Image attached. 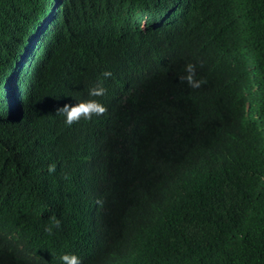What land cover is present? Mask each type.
Listing matches in <instances>:
<instances>
[{
    "label": "trees",
    "instance_id": "16d2710c",
    "mask_svg": "<svg viewBox=\"0 0 264 264\" xmlns=\"http://www.w3.org/2000/svg\"><path fill=\"white\" fill-rule=\"evenodd\" d=\"M57 1L68 8L67 29L78 36L67 34L52 45L51 70L70 51L89 55L90 69L100 70L98 81L107 96L114 86L127 84V99L140 109L132 112L121 104L102 118L67 127L57 109L82 100L79 91H47L40 83L21 86L17 112L11 114L14 102L2 92L9 76L2 66L4 44L46 0H0V264H60L61 255L77 254L69 251L62 233L82 241L81 220L98 212L99 196L118 203L105 169L94 178L90 194L85 182L67 172L73 145L93 155L118 152L130 162L126 199L158 216L156 228L134 218L136 246L129 251L120 234L128 231L127 223L118 218L102 223L95 254L86 264H264V26L255 31L254 17L230 19L244 30L222 43L241 56L233 70L226 56L221 57L224 66L202 57L208 45L204 11L218 8L220 0L175 6L168 25L177 28L167 31L139 30L138 13L121 8L138 0ZM250 1L255 9L264 6V0ZM93 20L109 24L111 33L131 36L116 43L106 39L97 56L83 38ZM249 51L252 57L246 59ZM188 63L203 81L199 88L181 79ZM109 64L121 77L103 79ZM158 107L168 116L152 125ZM157 136L164 142L160 152L150 144ZM239 144L248 148L241 150ZM209 149L223 162L212 163ZM52 165L55 170L49 172ZM179 165L186 172L177 178L172 173ZM196 168L212 177L229 169V177L213 187L204 185L196 181ZM234 177L238 194L228 186ZM53 216L61 227L49 234L45 228Z\"/></svg>",
    "mask_w": 264,
    "mask_h": 264
},
{
    "label": "clouds",
    "instance_id": "9594fccd",
    "mask_svg": "<svg viewBox=\"0 0 264 264\" xmlns=\"http://www.w3.org/2000/svg\"><path fill=\"white\" fill-rule=\"evenodd\" d=\"M189 0H138L134 6L121 7L125 9L130 15L138 13L137 27L141 31L147 30H171L177 28L176 23L168 25V17L173 11V8L178 5H185ZM117 13L116 9H114ZM204 24L206 25V37L208 45L202 50L203 60L214 57L215 60H220V64L224 66L225 61L222 56H226L228 64L235 70L239 60L240 54L234 52H227L223 46V42L232 39V36L242 33V29L237 28L232 22L231 18H240L243 21L246 17H254V30L264 26V6L255 9L251 5L250 0H220L218 8H208L204 11ZM177 14H175L176 17ZM69 10L67 7L59 5L57 0H46L44 5H40L35 13H31L26 17L23 25L11 31L4 44L5 62L2 66L9 69L8 79L6 78L5 85L2 88L4 94H10V100L14 102L11 105V114H16L17 106L16 100L22 94L21 86L35 87L43 83L47 87V91L70 92L79 91V97L82 100H70L71 104H64L57 109V114L63 116L64 124L67 127L76 126L78 124L92 121L96 118H102L109 110L118 109L122 104L132 112H138L140 105L137 101L128 100L126 97L127 84H120L114 86L110 90V95L107 96V89L103 83L98 81L100 70H91L89 62L92 58L88 57L82 52L70 51L62 58L60 67L55 70L52 69V45L58 44L60 39L65 35H77L72 30H68ZM112 27L101 20H93V24L88 26L87 32L84 31L83 38L86 43H90L92 50L96 51L99 56L103 49L102 43L107 39L114 41L122 40L123 37L131 36L125 34L121 36L118 33L109 32ZM241 30V31H237ZM78 36V35H77ZM252 57L250 51L246 54V59ZM242 61V60H241ZM252 60L250 59V63ZM108 71L103 72V79L107 80L112 76L121 77L120 73L106 65ZM184 74L181 79L192 88H199L203 81L196 78L197 69L194 64L188 63L184 66ZM45 87V88H46ZM77 102V103H76ZM163 107H158L151 115L150 122L152 125H159L158 122L167 117ZM218 129L223 128L219 125H214ZM224 130V129H223ZM222 130V131H223ZM99 137L101 138L102 130L99 128ZM69 135V134H68ZM70 137V136H69ZM102 139V138H101ZM156 151L163 147V137L157 136L152 139V143ZM241 150L248 148L247 144H239ZM238 147V148H239ZM211 157V162L218 161L213 157V150H207ZM168 158L178 159L173 155ZM181 160V159H179ZM176 160L182 162L184 160ZM231 163L234 161H230ZM129 163L126 159L119 157L118 152H101L96 155L90 154V151L81 150L80 147L73 145L72 159L68 164L67 172L76 176L79 181L87 184L88 194L93 191V181L101 169H105L107 173L113 178V186L117 189V204H110L104 197L99 196L98 212L95 214L89 208L84 211H91L92 213L83 217L81 220L80 235L83 237L79 241L75 237L71 240L62 233V237L66 238L69 251L74 253H66L60 256V264H86L89 262L94 254V242L98 235V229L101 228L102 223L110 222L114 218L123 220L128 225V231L121 230L120 234L126 244V250H132L136 246L135 233L133 229L134 218L141 222L152 225L156 228L157 213H149L140 211L135 202L126 199L125 190H130L128 185V170ZM197 169V168H196ZM55 166L49 167V172H53ZM186 170L183 166H178L173 170L174 177H181ZM73 176V177H74ZM74 177L77 182L78 179ZM229 177V169H222L216 176L212 177L207 172L197 169L196 181L201 184H208V186H216L222 180ZM229 181V189L234 194H238L240 188L236 177ZM264 180V179H263ZM136 203H141L140 198H135ZM51 225L45 228V231L52 234L53 227L59 229L61 227L60 220L55 216L51 217ZM154 224H152V223ZM156 226V227H155ZM132 228V232H131ZM81 254V255H80Z\"/></svg>",
    "mask_w": 264,
    "mask_h": 264
},
{
    "label": "bare ground",
    "instance_id": "6f19581e",
    "mask_svg": "<svg viewBox=\"0 0 264 264\" xmlns=\"http://www.w3.org/2000/svg\"><path fill=\"white\" fill-rule=\"evenodd\" d=\"M101 17H102V16H101ZM102 21H103V20H102ZM170 22H171V21H170ZM112 44H113V43H112ZM113 46H115V45H113ZM132 51H133V48H132L131 52H132ZM136 52H137V51H136ZM126 54H127V52H126ZM125 61H126V60H125ZM125 61H124V62H125ZM126 62H127V61H126ZM126 62H125V63H126ZM122 67H123V66H122ZM122 67H120V68L122 69ZM118 71H119V70H118ZM74 229H75V228H74Z\"/></svg>",
    "mask_w": 264,
    "mask_h": 264
}]
</instances>
